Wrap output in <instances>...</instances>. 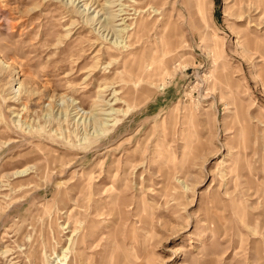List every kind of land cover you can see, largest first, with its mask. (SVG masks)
Masks as SVG:
<instances>
[{"label": "rangeland", "instance_id": "1", "mask_svg": "<svg viewBox=\"0 0 264 264\" xmlns=\"http://www.w3.org/2000/svg\"><path fill=\"white\" fill-rule=\"evenodd\" d=\"M122 2L0 0V264H264V0Z\"/></svg>", "mask_w": 264, "mask_h": 264}, {"label": "bare ground", "instance_id": "2", "mask_svg": "<svg viewBox=\"0 0 264 264\" xmlns=\"http://www.w3.org/2000/svg\"><path fill=\"white\" fill-rule=\"evenodd\" d=\"M62 2H64V4L66 6H73L75 9V13L77 14H80L82 17V15L84 16V20H86L85 22L86 23H90L92 22L91 24H93V21L95 20H98L97 21V24H99V26L102 27H105L107 29H109L110 31L112 30L113 32H117V31H123L124 33H127L125 32L126 30V26L128 25H125V23H123V21L125 19H128L127 16H123L124 14H127L126 13V5L122 2V0H106L105 3H103L101 5V10H104L105 11V14L102 16V19H95L97 16L98 13H100V11H95V13L93 15H90L88 14V10H90L91 6L93 5V3H95L93 0H81V1H84L82 2V4L78 5L76 3H79L80 0H60ZM96 1V0H95ZM133 2V1H132ZM113 6H118L116 10V12H114V10H110L111 7ZM120 6V7H119ZM103 14V13H101ZM99 16V15H98ZM117 16H120V18H117ZM83 20V19H82ZM83 20V21H84ZM117 20H121V22H118L115 24V21ZM94 25V24H93ZM116 25H124L121 29H116ZM140 26H141V22L140 21H136L135 23V26H134V30L135 31H140ZM105 30V29H104ZM103 31V30H102ZM109 33V32H108ZM120 33V32H119ZM112 34V33H111ZM117 34V33H115ZM123 34V33H122ZM118 36V35H117ZM104 38V37H103ZM118 38V37H117ZM102 39V38H101ZM105 40V39H104ZM116 42V41H115ZM116 45H118L117 43H114ZM175 45V44H174ZM177 46V45H176ZM127 47V45H126ZM132 47V46H131ZM135 52V51H134ZM79 106V105H78ZM67 109V108H66ZM81 110V108H78V107H75L73 109V112L71 111H65V114H64V117H63V121L64 120H67L68 118L70 119H73L75 122H77L79 124V122L83 123L84 122V119H86L85 115L90 113V112H86V111H83L84 113H86L84 115V117L82 116L83 112H79ZM113 110V109H112ZM115 110V109H114ZM101 114H109V113H101L100 111H98V109H95V111L93 110V112H91L88 116L89 119H92V122L94 124H96L97 122H99V124L101 123V120H103V118H100L99 115ZM45 115V114H44ZM48 116V115H47ZM82 116V117H81ZM50 117V116H49ZM48 120V119H47ZM51 120V119H50ZM80 120V121H79ZM27 121V120H26ZM79 121V122H78ZM105 122V121H103ZM102 122V124H103ZM98 124V123H97ZM104 126H106L104 124ZM103 127V126H102ZM24 172V171H23ZM81 238V237H80Z\"/></svg>", "mask_w": 264, "mask_h": 264}]
</instances>
